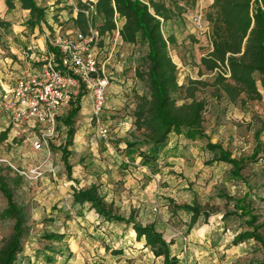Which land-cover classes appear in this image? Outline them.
I'll list each match as a JSON object with an SVG mask.
<instances>
[{
    "label": "rangeland",
    "instance_id": "1",
    "mask_svg": "<svg viewBox=\"0 0 264 264\" xmlns=\"http://www.w3.org/2000/svg\"><path fill=\"white\" fill-rule=\"evenodd\" d=\"M78 1L88 5L96 0H36L46 15L32 26L27 24L29 12L16 5L17 0L12 1L13 7L0 0L1 81L7 79L19 60L32 61L42 54L46 35L53 26L61 27L62 33L80 30L75 24ZM212 2L195 0L194 8L181 20L163 25L165 35L176 38L169 50L181 85L177 103L190 101L189 93L205 102L206 138L191 140L172 133L150 165L143 164L139 155L146 147L128 146L141 138L134 125V110L138 96L146 90L136 75L145 51L142 43H124L115 33L101 37L98 58L106 63L112 79L99 121L107 125L110 135L107 139L98 137L97 121L91 117V99L83 90L72 145L65 147L67 164L62 153L66 126L59 118L71 106L58 118L48 146L35 149L31 143L35 129L12 121L1 104L0 83V133L8 129L7 138L0 142V163L24 176L19 194L30 209L29 235L17 264L163 263V257L155 256L145 245L144 237L137 239L131 225L106 222L89 205L73 202L75 189L92 185L113 214L153 226L170 244V255L177 264H264L260 244L252 239L234 241L246 227L242 218L230 214L235 200L249 192L260 221H264V153L247 165L242 178H233L231 166L213 163V153L206 148L211 142L235 158L249 156L256 145L255 133L264 123V88L258 75L255 77L261 98L250 100L241 95L232 102L217 90L213 73L201 65V58L211 50L205 17ZM194 80L200 83L192 84ZM260 140L264 143V135ZM36 168L40 176L31 174ZM182 205L201 206L209 216L192 223L191 214L177 208ZM4 207L0 193V246L10 235L12 225L3 216ZM49 233L62 234L63 238L48 240L44 234Z\"/></svg>",
    "mask_w": 264,
    "mask_h": 264
},
{
    "label": "trees",
    "instance_id": "2",
    "mask_svg": "<svg viewBox=\"0 0 264 264\" xmlns=\"http://www.w3.org/2000/svg\"><path fill=\"white\" fill-rule=\"evenodd\" d=\"M13 0H6L12 7ZM23 9L30 13L27 24L32 26L41 22L46 15L45 8L37 5L36 0H18ZM80 8L75 24L81 31L89 26L97 28L100 37L114 34L116 19L122 21L119 29L120 39L127 44L142 43L145 51L141 54L136 69L146 90L137 98L134 110V125L141 132V138L129 142L128 146L146 147L139 155L142 163L150 165L157 159L169 136L184 135L194 140L206 138L203 127V115L206 104L192 93L190 101L177 103L176 94L181 90L178 83V67L170 55V46L175 45L173 34L165 35L163 25L172 20H181L183 15L194 8L195 0H96L88 5L78 1ZM86 11L89 13L86 15ZM99 19V20H98ZM205 19L210 30L211 50L201 58L202 67L214 75L217 90L230 101H236L241 95L250 100H259L261 93L255 75L259 76L264 88V0H213ZM228 66L230 77H224L219 71ZM192 84L200 83L197 80ZM81 90L73 100L68 113L59 119L66 126L63 160L67 164L68 152L65 147L72 145L76 132L75 118L81 110ZM8 129L0 133V142L7 138ZM264 123L255 133L256 145L246 157L235 158L221 145L207 142L206 148L213 153L212 162L226 163L231 166L230 175L242 178V171L248 164L256 162L257 156L264 153ZM68 166V165H67ZM25 178L11 166L0 163V193L5 200L3 216L12 222L11 233L0 246V264H17L29 235V204L20 196L19 191ZM249 192L235 200L234 210L230 213L243 219L246 229L234 239L235 242L254 240L264 252V221L253 207ZM73 202L89 205L100 219L106 222H119L131 225L137 239L144 237L157 257H163L162 264H177L170 255L169 246L163 236L151 225H142L131 218L113 214L99 196L95 185L87 189H75ZM191 214L192 223L199 217L205 219L209 211L201 206H177ZM48 240H61L62 234H44ZM119 254L120 251H114ZM50 261L51 258L47 257ZM93 264H109L95 262Z\"/></svg>",
    "mask_w": 264,
    "mask_h": 264
},
{
    "label": "built area",
    "instance_id": "3",
    "mask_svg": "<svg viewBox=\"0 0 264 264\" xmlns=\"http://www.w3.org/2000/svg\"><path fill=\"white\" fill-rule=\"evenodd\" d=\"M120 27L116 19L114 33L117 36ZM100 39L97 28L91 25L85 32L77 29L65 33L55 26L46 35V48L38 58L15 68L6 80H0L3 108L14 123L29 124L35 129L36 136L31 139L35 149L48 146L56 132L58 118L81 90H86L90 96L91 117L97 121L98 137H109V128L99 118L105 108L112 76L106 63L98 58ZM217 71L230 77L227 65ZM31 174L40 176L41 171L36 168Z\"/></svg>",
    "mask_w": 264,
    "mask_h": 264
},
{
    "label": "crops",
    "instance_id": "4",
    "mask_svg": "<svg viewBox=\"0 0 264 264\" xmlns=\"http://www.w3.org/2000/svg\"><path fill=\"white\" fill-rule=\"evenodd\" d=\"M18 1V0H17ZM16 5H19L20 7H21V4H20V2L18 1L17 3H15ZM13 7V6H12ZM23 9V8H22ZM23 10H25V11H28V10H26V9H23ZM29 12V11H28ZM29 17H30V13H29ZM28 17V18H29ZM28 20V19H27ZM119 22L121 23V25H122V21H120L119 20ZM53 27H55V26H53ZM52 27V28H53ZM21 59H23V58H21ZM30 62H33V61H29V60H25V59H23V60H19V62H18V64L17 63H15V68H19V66H26L27 64H29Z\"/></svg>",
    "mask_w": 264,
    "mask_h": 264
}]
</instances>
